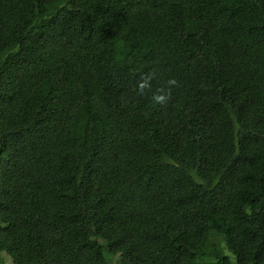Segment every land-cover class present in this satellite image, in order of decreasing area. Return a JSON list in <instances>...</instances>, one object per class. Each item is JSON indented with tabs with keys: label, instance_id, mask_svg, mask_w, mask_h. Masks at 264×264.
<instances>
[{
	"label": "trees",
	"instance_id": "obj_1",
	"mask_svg": "<svg viewBox=\"0 0 264 264\" xmlns=\"http://www.w3.org/2000/svg\"><path fill=\"white\" fill-rule=\"evenodd\" d=\"M0 252L264 264V0H0Z\"/></svg>",
	"mask_w": 264,
	"mask_h": 264
},
{
	"label": "clouds",
	"instance_id": "obj_2",
	"mask_svg": "<svg viewBox=\"0 0 264 264\" xmlns=\"http://www.w3.org/2000/svg\"><path fill=\"white\" fill-rule=\"evenodd\" d=\"M168 83L170 85H174V84H176V81L174 79H170L168 81ZM145 86H147V85L146 84H141V86H140L141 87V91L143 90V88ZM162 91L163 90H158L157 94L153 95V97H152L153 101L155 103H157V104H163L166 101V99H167V96L166 95L160 94ZM168 95H170V91H169Z\"/></svg>",
	"mask_w": 264,
	"mask_h": 264
},
{
	"label": "rangeland",
	"instance_id": "obj_3",
	"mask_svg": "<svg viewBox=\"0 0 264 264\" xmlns=\"http://www.w3.org/2000/svg\"><path fill=\"white\" fill-rule=\"evenodd\" d=\"M224 250L225 251L223 253L227 254L230 257V259L233 262H235V259L231 256V254L226 249H224ZM6 257H7V259H5V260L3 259V263L2 264H11V260H10L9 256H6ZM107 259H108L110 264H117V262H118L117 261L118 260V256L114 257L113 260L111 258H109V256H107Z\"/></svg>",
	"mask_w": 264,
	"mask_h": 264
},
{
	"label": "crops",
	"instance_id": "obj_4",
	"mask_svg": "<svg viewBox=\"0 0 264 264\" xmlns=\"http://www.w3.org/2000/svg\"><path fill=\"white\" fill-rule=\"evenodd\" d=\"M9 256L8 254H6L5 252H0V264H2L3 263V259L5 260V259H7V257L6 256ZM9 258H10V260H11V264H13V262H12V258L9 256Z\"/></svg>",
	"mask_w": 264,
	"mask_h": 264
}]
</instances>
